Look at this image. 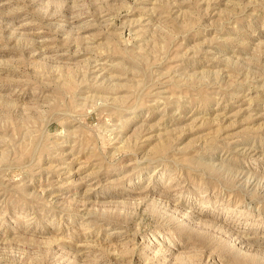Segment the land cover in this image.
I'll return each mask as SVG.
<instances>
[{
	"label": "rangeland",
	"instance_id": "obj_1",
	"mask_svg": "<svg viewBox=\"0 0 264 264\" xmlns=\"http://www.w3.org/2000/svg\"><path fill=\"white\" fill-rule=\"evenodd\" d=\"M0 264H264V0H0Z\"/></svg>",
	"mask_w": 264,
	"mask_h": 264
}]
</instances>
